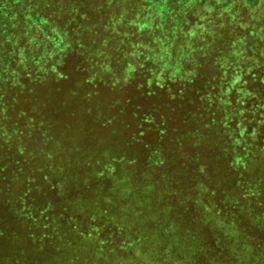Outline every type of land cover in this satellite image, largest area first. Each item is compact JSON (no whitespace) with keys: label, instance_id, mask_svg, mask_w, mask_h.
<instances>
[{"label":"rangeland","instance_id":"374dc122","mask_svg":"<svg viewBox=\"0 0 264 264\" xmlns=\"http://www.w3.org/2000/svg\"><path fill=\"white\" fill-rule=\"evenodd\" d=\"M77 78L37 89L49 121L35 117L29 164L0 182V264H264L259 141L225 138L209 108L132 75Z\"/></svg>","mask_w":264,"mask_h":264},{"label":"trees","instance_id":"16d2710c","mask_svg":"<svg viewBox=\"0 0 264 264\" xmlns=\"http://www.w3.org/2000/svg\"><path fill=\"white\" fill-rule=\"evenodd\" d=\"M71 74L80 85L132 75L143 90L179 93L197 112L209 108L207 124L225 126V138L262 149L263 127L250 120L264 123V0H0L4 185L23 172L16 158L33 156L22 136L35 117L49 121L34 107L38 87Z\"/></svg>","mask_w":264,"mask_h":264}]
</instances>
